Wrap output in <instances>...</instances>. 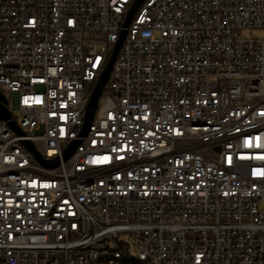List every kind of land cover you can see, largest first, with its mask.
Segmentation results:
<instances>
[{"label":"built area","instance_id":"1","mask_svg":"<svg viewBox=\"0 0 264 264\" xmlns=\"http://www.w3.org/2000/svg\"><path fill=\"white\" fill-rule=\"evenodd\" d=\"M135 1L0 0V264H264V0Z\"/></svg>","mask_w":264,"mask_h":264},{"label":"water","instance_id":"2","mask_svg":"<svg viewBox=\"0 0 264 264\" xmlns=\"http://www.w3.org/2000/svg\"><path fill=\"white\" fill-rule=\"evenodd\" d=\"M143 1L144 0H136L135 3L132 5V7L130 8V10L127 14V17L123 23L124 29H126L129 26V24L132 21L135 13L137 12L139 6L143 3ZM125 35H126V31L124 30L121 32L120 37L117 40V42H116V44H115V46H114V48H113V50L109 56L108 62H107L98 82L96 83V85H95V87L91 93L89 102L87 104V111H86L85 118H84L81 136L86 135V133L89 129V126L93 120L94 113L97 109L98 102H99V99L101 97L102 91H103V89H104V87L108 81L109 74L111 72L113 63L116 59L117 53L121 47V44L124 40ZM0 100L3 101L1 96H0ZM0 119L3 121L9 120L8 112L5 109H3L1 106H0ZM23 144L34 154L36 160L43 167L52 169V168H56L59 165V160L57 158L52 159V160H42L41 157L35 151V149L31 143L24 142ZM78 145H79V142H74L70 146H68L67 149L63 153L62 160L63 161L68 160L71 157V155L74 153V151Z\"/></svg>","mask_w":264,"mask_h":264},{"label":"rangeland","instance_id":"3","mask_svg":"<svg viewBox=\"0 0 264 264\" xmlns=\"http://www.w3.org/2000/svg\"><path fill=\"white\" fill-rule=\"evenodd\" d=\"M16 95H14V97H13V103L11 104V111L13 112V113H16V111H17V107H16Z\"/></svg>","mask_w":264,"mask_h":264}]
</instances>
